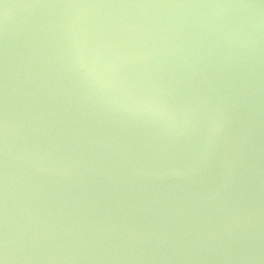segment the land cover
<instances>
[{
    "label": "water",
    "instance_id": "1",
    "mask_svg": "<svg viewBox=\"0 0 264 264\" xmlns=\"http://www.w3.org/2000/svg\"><path fill=\"white\" fill-rule=\"evenodd\" d=\"M3 264H264V0H0Z\"/></svg>",
    "mask_w": 264,
    "mask_h": 264
},
{
    "label": "snow or ice",
    "instance_id": "2",
    "mask_svg": "<svg viewBox=\"0 0 264 264\" xmlns=\"http://www.w3.org/2000/svg\"><path fill=\"white\" fill-rule=\"evenodd\" d=\"M0 264H3V260L2 259H0Z\"/></svg>",
    "mask_w": 264,
    "mask_h": 264
}]
</instances>
